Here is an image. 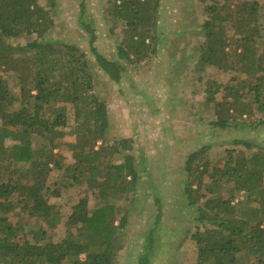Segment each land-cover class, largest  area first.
<instances>
[{"label":"trees","instance_id":"obj_1","mask_svg":"<svg viewBox=\"0 0 264 264\" xmlns=\"http://www.w3.org/2000/svg\"><path fill=\"white\" fill-rule=\"evenodd\" d=\"M49 1L51 9L39 0H0V264H115L130 219L126 202L134 203L142 180L135 140L110 136V107L97 92L94 65L79 45L50 36L56 3ZM201 1L205 17L194 72L210 66L232 72L226 82L207 80L209 124L256 129L264 124V0ZM108 2L122 32L115 56L98 48L84 0L79 23L97 66L119 83L130 65L157 52L161 0ZM24 37L25 43L11 42ZM233 144L243 148L213 159L203 145L187 157L193 264H264V146L244 138ZM62 145L73 162L63 161ZM70 186L85 191L65 218L51 198ZM156 201L159 212L138 264H153L157 256L163 203ZM63 225L66 233L56 239Z\"/></svg>","mask_w":264,"mask_h":264},{"label":"rangeland","instance_id":"obj_2","mask_svg":"<svg viewBox=\"0 0 264 264\" xmlns=\"http://www.w3.org/2000/svg\"><path fill=\"white\" fill-rule=\"evenodd\" d=\"M39 1L47 9L52 8L49 0ZM54 1L56 27L50 36L61 42L75 43L88 53L97 75V92L110 107V136H131L135 140L132 152L142 180L134 203L126 202L130 219L120 236L123 248L115 264H138L145 236L154 226L159 212L157 196L163 203V217L156 233L157 256L153 264H193L197 247L187 229L192 226L194 208L186 206L184 192L188 155L206 145L213 159L223 158L228 148H243L233 144L237 138L264 146V124L256 129L242 130L209 124L213 112L205 100L207 80L226 82L232 72L212 66L203 73L194 72L192 54L202 41L204 3L201 0H161L157 52L137 65H130L117 83L97 66L90 51L88 33L79 23L82 0ZM84 1L90 19L95 22L98 48L108 56H115L122 32L110 17L108 0ZM26 41L25 37L11 39L16 44ZM198 76L204 78L200 80ZM8 78L14 92L19 94L15 80L9 75ZM59 151L63 161L73 162L72 151L67 145H62ZM59 174V170H54L52 180ZM84 191L83 186H70L62 190L60 197H52L51 202L58 205L66 218ZM10 217L17 222L16 214L11 213ZM28 231L27 227L25 232ZM65 233L63 225L55 232V238L60 239Z\"/></svg>","mask_w":264,"mask_h":264}]
</instances>
